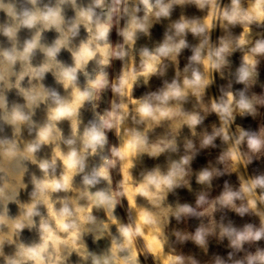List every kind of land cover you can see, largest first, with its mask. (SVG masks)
<instances>
[{
  "label": "clouds",
  "instance_id": "9594fccd",
  "mask_svg": "<svg viewBox=\"0 0 264 264\" xmlns=\"http://www.w3.org/2000/svg\"><path fill=\"white\" fill-rule=\"evenodd\" d=\"M0 264H264V0H0Z\"/></svg>",
  "mask_w": 264,
  "mask_h": 264
},
{
  "label": "rangeland",
  "instance_id": "374dc122",
  "mask_svg": "<svg viewBox=\"0 0 264 264\" xmlns=\"http://www.w3.org/2000/svg\"><path fill=\"white\" fill-rule=\"evenodd\" d=\"M200 162L203 163V160H201Z\"/></svg>",
  "mask_w": 264,
  "mask_h": 264
}]
</instances>
